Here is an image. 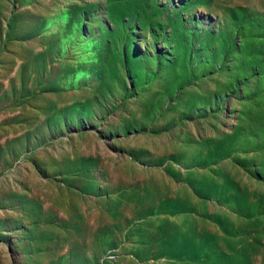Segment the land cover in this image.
<instances>
[{"label":"rangeland","instance_id":"obj_1","mask_svg":"<svg viewBox=\"0 0 264 264\" xmlns=\"http://www.w3.org/2000/svg\"><path fill=\"white\" fill-rule=\"evenodd\" d=\"M0 264H264V0H0Z\"/></svg>","mask_w":264,"mask_h":264}]
</instances>
